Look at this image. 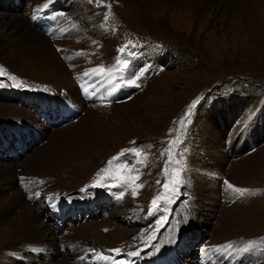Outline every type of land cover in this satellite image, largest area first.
I'll list each match as a JSON object with an SVG mask.
<instances>
[{
	"label": "rangeland",
	"instance_id": "1",
	"mask_svg": "<svg viewBox=\"0 0 264 264\" xmlns=\"http://www.w3.org/2000/svg\"><path fill=\"white\" fill-rule=\"evenodd\" d=\"M76 1L78 7L73 0H61L58 4L63 8L64 4L70 5L65 6L62 16H54L48 26L44 11L32 18L29 15V10L37 3L34 0H0V12L9 8L23 12L28 22L36 23L43 34H49L50 25L53 27L61 17L66 25L77 24L79 37L85 36L83 41L94 52L88 56L89 62L97 57L95 61L99 60L100 65L111 68L118 56L129 61L127 71L112 77L116 84H125L123 89H129V93L124 95L119 88L114 99L121 101L133 97L128 100L131 101L139 97V102L133 108L126 107L134 111V115L126 119H118L114 108L108 110L116 130L108 137L114 133L113 136L95 146L99 149L89 153L92 154L89 162L66 160L69 169L61 174L37 176L43 181V188L35 197L29 198L27 194L38 184L36 175L24 179L22 175L20 185L17 181L10 182V178L0 182L1 199L14 192L22 196L12 209L8 208L9 215L30 205L36 214L35 223L45 235L41 238L47 241L46 245L28 244L25 251L22 250L23 255L15 258L4 249L0 252V264H14L10 259L16 260V264L67 263L65 256L72 255L78 259L71 264H105L104 257H108L111 264H203L211 257L220 258L216 264H264V33L258 38H249L242 24H237L241 20L236 17L243 15L235 1L219 3L227 17L215 10L217 1L204 2L201 8L209 12L198 16L192 13L191 6L186 8L173 0H170L173 3L164 1L160 4L162 8L154 2L159 11L153 10L152 18H167L177 34L173 38H167L159 24L135 17L129 10L128 1L132 0H103L100 6L97 0ZM256 1H259L258 12L264 13V1ZM145 3L146 7H152L149 0ZM105 4L110 5V11ZM6 14H0V18ZM105 14L109 15L107 22ZM90 17L97 19L103 29L105 26L104 35L93 33L94 27L85 20ZM252 23L253 20L243 22L249 26ZM129 41L132 43L124 53L119 52L118 49ZM92 42L98 44V49ZM36 51L32 49L33 54ZM76 55L72 59L59 56L64 64L86 62ZM0 69L3 71L0 74V106L20 111L14 115L7 112L8 116L0 117V168L22 170L20 166L32 157L43 161L61 145L74 146L71 140L75 133L65 127L70 121L76 122L82 111L79 109L81 113L75 118L72 116L76 105L63 97L70 96L39 77L23 75L19 68L12 69L1 59ZM143 69L146 71L137 81L138 87L127 83ZM81 97L96 113L98 96L90 95L92 99H89L81 94ZM186 113L185 124L180 127L179 120ZM98 118L103 116L98 115ZM11 148L19 156L18 160ZM132 148L147 157L143 164L137 163L138 157L129 152L115 162L111 174H104L103 186H91L97 181V173L108 166L112 157ZM80 152L83 154L82 150ZM207 154L221 157L222 176L218 179L208 175L204 180L216 181L215 189L206 185L203 189H195L197 173L193 165L201 167ZM250 157L254 161L249 172L238 176L235 164ZM121 163L129 167L135 165L138 173L132 176L139 178L129 184L121 183V177L127 175V169L116 168ZM73 166L79 167L78 171H73ZM83 171L89 173L83 175ZM173 179H178L175 191H166L164 183ZM228 184L250 191L240 196ZM24 185L28 189L20 190ZM137 185L143 187L133 195ZM169 187L171 189V183ZM51 195L59 199L57 209ZM155 197L162 198L154 206ZM62 198H70V203L65 204ZM252 201L248 222L241 228L237 226L232 238L217 232L223 223L237 217L242 213L240 209ZM47 228L56 231V240L43 232ZM228 244L232 248L220 247ZM62 245L67 253L65 256ZM113 249H120V252ZM133 252L139 254L128 255Z\"/></svg>",
	"mask_w": 264,
	"mask_h": 264
},
{
	"label": "bare ground",
	"instance_id": "2",
	"mask_svg": "<svg viewBox=\"0 0 264 264\" xmlns=\"http://www.w3.org/2000/svg\"><path fill=\"white\" fill-rule=\"evenodd\" d=\"M34 1L37 3H35V6L33 9L31 8L29 10V15H31V18L33 15L35 14L37 15V12L39 13L40 9L46 3L45 2L46 0H43V1L34 0ZM48 1H51V0H48ZM60 1L61 0H58V2ZM145 1L146 0L128 1L131 6L129 10L133 11L135 13V17H137L141 21H145V22L149 21L151 23L155 22L159 24V28H161L162 32L165 34L167 38H173V36L177 35L172 30L167 18H160L158 20H155L154 18H152L151 12H153V10H156V12L159 11L157 9L158 5L163 4V2L166 0H149L152 5V7L150 6L152 10L148 8L149 6L146 7ZM168 1L172 2L170 0ZM173 1L177 4L182 3L183 6L186 8L191 6L192 13L197 16L205 14L208 11V10L204 11V9L201 8V6L207 0H200V1L199 0H173ZM198 1L201 4H198L199 3ZM210 1H217L218 6L214 8L219 15L224 16L226 14L225 11L220 10L221 6L219 7V3H225V2H222V0H210ZM234 1H235L234 4L236 8L239 10V12L241 10V13L243 15V16L236 17L241 20V22L237 24H240V25L242 24V27H243L242 29L245 30L249 38H256V37L258 38L260 35H263L264 33V13L258 12L257 4L259 1H256V0H226V2L228 3L229 2L231 3ZM76 2H77V7H78V4H79L78 1L73 0L74 5L76 4ZM154 2H157L158 5L155 6ZM67 5H70V4H64V8L63 7L60 8L61 10L60 13L64 11L65 6ZM162 6L163 5H160L161 8ZM77 7L75 11L77 10ZM3 13H7V14L6 16H3V18L2 17L0 18V20L5 19L4 24L0 23V59L12 69L19 68L23 75L31 76L35 78L39 77L40 80H45L59 87V90L62 94L70 96V97L68 96H63V97H65L67 100H70L69 102L75 103L76 105V108L74 110L75 112L72 115L74 116V118L76 114L81 113L82 111V114L80 115V117L78 118L76 122H74L75 120H73V122L70 121L71 123L68 122L69 125L65 127L66 130H72V132L75 133L74 138L71 140L74 146L65 147V146H70L69 143L66 145H61V147L55 149L54 151L52 150L53 153H50L49 155H47V159L43 161H38L37 159H34V157H32L31 159H28L25 163H23L22 166H20L22 167V170L19 169L18 171H16L12 167L0 168V182L2 181L6 182L8 178H10L9 180L10 182L17 181V183L20 185V183H22L21 182L22 179H24V177L26 176L28 178H33L36 175V178H37V176L39 175L46 177L47 175L61 174L68 167V162L66 160L70 161V160L77 159L84 163L86 161L89 162V158L90 159L92 158V154L90 155L89 153L93 149L95 150L97 148L95 146H97L100 141H103L104 139H108L112 137L114 133L109 137L108 135L111 132L116 131L115 125L113 124V122H111V120L113 119H110L112 117L109 115L108 110H110L111 108H114L115 115H117L116 117L118 119H126L127 116L134 115L133 114L134 111H132L131 109L129 110L127 108L131 106H132L131 108H133L134 105L138 104L139 97L131 101H128V100H130L133 97L129 99L121 100V101L116 100L114 99L115 97H113L112 94L116 91V87H120V85L116 84L114 78H107V77L94 75V74L85 75V73L88 72L90 69L96 68L100 64H99V60L95 61V58L97 57H94V60H92V62L88 61V56L94 54V52L91 49H89L86 42L83 41L85 36L81 35L82 37H79L80 29L77 24L66 25L64 24L63 18L61 17L54 24L49 34H43L35 27L36 25L34 23L31 24V21L28 22V20L26 19V14H24L23 12L15 11L9 8L8 11L0 12V14H3ZM71 16H74V15H71ZM85 20H87L88 24L94 27L93 33H97L100 35L105 34L104 32L105 26L103 29V25L97 24L98 22L97 19H91L90 17L89 19H85ZM249 20H253V23L250 26L243 24V22L247 23V21ZM61 25L65 26L63 30H62ZM63 32H66L67 34L62 38ZM94 38L95 37H93L92 39ZM98 39L100 38L98 37ZM92 45L94 47L96 46L95 49H98L97 43L95 44L94 42H92ZM33 48L37 49L35 54H33L32 52ZM76 51H77V54L78 53H81V54L76 55ZM59 55L63 56L64 59L67 57H70L72 59L76 55L77 58L82 57L83 59H85L86 62L83 63L81 61H77V62L75 61V62H71V64L69 63L64 64ZM95 62H98V63L96 64ZM80 84L81 86H78ZM85 88L87 89V91H85ZM124 91H129V89H125ZM83 93H94V94L99 95L97 98L99 102V109L96 111V113L99 116L102 115L103 116L102 119H99L98 115L91 111L92 109L91 104H88L87 101H84V99L81 97V94ZM109 93H111L110 95L112 96H110ZM79 109L81 111H79ZM7 112H10L11 114L14 115L18 111H16V108L14 107L9 108L8 106H0V117L8 116ZM23 113H25V111ZM35 119H37V117ZM80 144H82V146H80ZM81 150L83 151V154H80L82 153L80 152ZM215 156L211 157V156H208L207 154L203 160V165L201 167L198 164L193 165L194 166L193 170L197 173L196 180L198 183L197 185V183L195 182V185H196L194 187L195 189H198L199 187H200L199 189H203L202 187L203 185H206L212 189H215L216 181L211 180L212 182H209V181L204 182V180L206 179V177H208V175H213L214 177L218 179L222 176L224 165L222 164L223 165L222 166L221 164H219L221 157L219 158ZM253 161H254V158L250 157V158L244 159L243 161L237 162L235 164L236 174L240 176L243 172H244L243 175L248 173L250 170L251 164H253L252 163ZM168 164L171 165L170 163ZM73 167H74L73 171L75 172L78 171L77 169L79 167L77 166H73ZM87 173H89V171H85L83 175ZM22 175H23V178H22ZM35 181H38V184L35 185L33 189L31 188V190L28 192L27 196L29 198L35 197L37 194L41 192L43 188L42 187L43 181L41 180V178L39 179L37 178ZM57 181H58V178H57ZM45 183H48V182H45ZM203 183H206V184H203ZM22 188L25 190L28 189L27 186L25 185L20 187V190ZM21 197L22 196H18L17 193L14 192L12 195H9L3 199L0 198V250H1L0 252H2V250L4 249H7V253L12 254L14 258L15 256H22L23 255L22 250L25 251V249L28 247V244L31 246L37 243H42L46 245V242H47L42 239V238H45V235H42V230L35 223L36 214L34 213L30 205H26L25 207L23 206L24 208H22L19 212L11 213L9 215L8 208L10 207V209H12L13 207L11 206H14L16 202H19ZM51 198L54 201L53 204L55 205V209H57V206H59V203H57L59 201L58 197L55 195H51ZM62 199L65 201V204L70 203V198H66V199L62 198ZM65 204H64V207L66 206ZM251 204H253V201L247 207H242V208L240 207L241 209L239 212H242V213L240 214L238 213L239 215H237V217L232 218V220L230 221L226 220L227 222L223 223L221 227L217 229V232L219 231V234H226V237H229V238L231 235V238H232L233 237L232 235L234 234L233 232H235V228H237V226L238 228H241L242 225H245L248 222L249 220L248 214H250L252 210ZM240 217L241 219L239 220ZM235 221L237 222L234 223ZM244 228L246 227L244 226ZM244 228H242V230ZM44 231L47 233L48 236L51 235L52 240L57 239V235H56L57 233L54 229L47 228L43 230V232ZM16 242H18L17 245H15ZM159 248L160 247L156 248V250H158ZM63 251H64L63 252L64 256L67 255L64 247H63ZM86 253L88 254V252ZM65 259L67 260V263H65L64 261H60L58 262V264H71V261L77 260L78 256L77 257H74L73 255L70 257L65 256ZM108 259H105L104 257L102 261H104L105 264H108L110 263ZM219 259H220L219 257H215L214 259L213 257H211L210 261H207L206 259L205 261H203V264H214V263L216 264V262L219 261ZM4 260H5V257H4ZM10 260H9L10 263L16 264V260L14 259H10ZM6 262H7V259H6Z\"/></svg>",
	"mask_w": 264,
	"mask_h": 264
},
{
	"label": "snow or ice",
	"instance_id": "3",
	"mask_svg": "<svg viewBox=\"0 0 264 264\" xmlns=\"http://www.w3.org/2000/svg\"><path fill=\"white\" fill-rule=\"evenodd\" d=\"M102 2H103V0H97L98 6H100L102 4ZM104 6L109 8V11H110V5L105 4ZM33 19H35V17H33ZM108 19H109V15L105 14L104 15L105 22H107ZM131 43L132 42L129 41L127 44H125L120 49H118V51L121 52V53H124V51L129 47V45ZM78 54H81V53H78ZM129 55H131V53H129ZM128 65H129V61L128 60L121 59V57L118 56L117 60H116V64L113 65L111 68H105L103 65H98L96 68H92L88 72H86L85 75L94 74V75H99V76H103V77H107V78H112L116 73H121L122 74L123 72L127 71ZM144 71H146V69L141 70L139 74L135 75L134 79L128 80L127 83L130 84V85H135V86L138 87L139 85L137 84V81L140 80V78L143 76ZM0 74H3L2 69H0ZM9 78L12 79V80L16 79L15 77H9ZM121 79H122V76H121ZM0 86H2V85H0ZM13 86L21 87L23 85L22 84H14ZM85 91H87L86 88H85ZM110 94L111 93H109V95ZM187 115H188V113H186V116ZM167 151L169 152V162H171V150L168 149ZM129 152L135 154L138 157L137 163H139V164H143L145 162V160L147 159L146 156H141V154H140L138 149L132 148V149L122 150L117 156L112 157L108 161V166L106 168L101 169L97 173V181H95L93 183V185H91V186H103L101 181H102V179L104 177V174H106V173L111 174V172L113 170L112 166L115 164V162L118 161L122 156H125ZM116 168H118V169H127V175L121 177V181H120L121 183L129 184L133 179H138L139 178L138 175L135 176V177L132 176V173H138V169L135 167V165L129 167L128 165L121 163V164L116 165ZM164 171H165V173H167L168 169L165 168ZM175 175L178 177V173H176ZM157 183H160V182L157 181ZM170 183L172 185L171 189L169 187ZM176 183H178V179H173L171 181H166L164 183L163 187H164V189L166 191H168V190L175 191ZM141 187H143V185H137L136 188L133 189V195H136L137 194V190L139 188H141ZM228 187L230 189H232L234 192L238 193L240 196H243L245 193L250 191L248 189L236 188V187H234L231 184H228ZM85 190L86 189H81V191H85ZM121 195H123V193H121ZM161 198L162 197L153 198L152 204L154 206L157 205L158 200L161 199ZM220 247L230 249V248H232V245L228 244L226 246H220ZM112 251H115V252L119 253L120 249H113ZM138 254L139 253H137V252H133V253H129L128 255L135 256V255H138ZM105 259H108V257H105Z\"/></svg>",
	"mask_w": 264,
	"mask_h": 264
}]
</instances>
